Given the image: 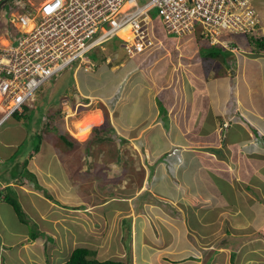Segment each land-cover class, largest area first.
I'll return each instance as SVG.
<instances>
[{
    "label": "crops",
    "instance_id": "1",
    "mask_svg": "<svg viewBox=\"0 0 264 264\" xmlns=\"http://www.w3.org/2000/svg\"><path fill=\"white\" fill-rule=\"evenodd\" d=\"M261 23L258 37L264 35V26ZM244 35L249 38L246 45L235 41L227 33L221 35V41L224 40L219 42L220 45L213 44L207 38L205 40L209 47L198 45V41H194V46H197L192 48L191 54L195 53L197 47L202 49L193 56L191 67L197 66L200 74L192 70L189 65L179 66L180 70L176 73L175 81H178L180 72L186 81L181 83L184 87L180 90L178 108L173 107L176 96L170 90L168 98L166 95L164 97L167 99L165 104L170 108V112H167L168 127L161 110L151 103L149 106L153 108L149 116L146 115L147 109L140 119L124 117L127 112L120 111L127 109L120 105H126L124 96L122 102L114 108L107 107L108 115L105 112L103 122H97L101 117L99 111L91 110L96 114L97 119L89 125L87 133L80 138V141H87L92 136V128L102 125L108 116L115 133L122 136L119 139H123L121 158L123 163L121 166L125 168L124 172L121 171L123 180L125 181L132 171L139 170L146 174V179L137 190L130 185L121 186V189L114 193L107 191L96 207L90 205L92 216L104 217L101 221L104 223L101 225L102 230L115 235H110L109 238L106 237L107 234L100 236L101 233L92 228L95 229L96 237H91L95 241L93 249L90 250L95 252L98 260L116 258L117 260H114L116 264H125L124 258L129 255V251L124 246V222L125 219H130L128 229L130 228L131 263L128 264H169L170 261L174 264H264V59L262 58L264 48L253 45L255 41H251L250 34ZM227 45L231 47H226ZM181 47V45H170V54L181 52ZM223 49H226L225 51L229 49L233 54L226 52V59L225 56L224 60L219 59ZM243 51H248L252 56L245 55ZM136 58L143 60L141 56ZM143 58L145 60L146 56ZM125 59L122 57L118 59L116 55L114 61L118 60V62H114L113 66H123L127 78H130V74L137 68L141 71V66L134 61V57L127 61ZM130 61L133 62L128 63ZM202 61L205 64L209 62L206 75ZM201 62L202 64L197 65ZM190 71L192 74L189 73ZM117 81L119 80H114L116 82L114 86L123 82ZM186 84L190 85L186 87ZM89 96H97L99 102L105 101V105L107 104L102 94L91 91ZM86 102L88 101H84ZM92 112H84L83 115ZM180 113L185 116L182 125H179L174 118ZM82 116L80 115L79 118ZM226 121L229 124L227 126H225ZM153 129H157L160 136L159 144L145 136ZM166 129L171 130L169 135ZM66 130L75 135L73 129L67 127ZM136 142L139 143L140 149L136 146ZM150 142L156 146H151ZM133 145L139 150V155ZM128 151L136 152L137 157L134 155L133 159L130 157L126 159L129 155L125 153ZM167 152L168 157L165 158ZM49 153L50 150L47 154ZM52 153L50 157L46 155L47 163L41 153L36 155V158L33 157L27 168L34 175V181L24 176L26 182H20V186L28 183L30 185L32 182L35 187L38 182L41 188L26 187L27 191H19L13 184L16 178H12L13 180L9 182L19 197L29 199L26 203L31 201L32 204L36 203L34 196L43 198L46 202L48 200L46 214L42 212L41 215L47 219L49 217L52 223L45 224L43 226L45 229L41 232L43 236L49 235L47 239L51 243L53 237L57 238V232L63 231L62 229L66 232L70 230V221L78 225V212L86 221L88 214L85 213L88 205L86 208H78L76 202L78 195L75 202H63V205L53 202L52 205L50 198L46 197L45 193H40L41 190L49 192L47 188L51 189V184L56 183L64 188V191L66 188L67 190L71 188V183L67 184L70 161L62 160L64 155L57 150ZM149 153H151L150 158ZM119 158L117 156V160ZM109 160L114 165V159ZM126 163H128L127 167H125ZM55 166L59 167L60 172ZM112 171H115L114 167ZM56 175H60V178H56ZM150 195L156 196V199H163L167 205L165 208L173 215L164 218L162 213L164 206L149 207L148 204L152 203L147 202L146 198ZM63 198L64 194L59 200L62 202ZM113 199L121 202L122 206L111 208ZM73 203L77 204L72 205ZM132 205L137 208L132 216H128L130 214L128 209ZM54 213L57 215H53ZM93 226H96L94 222H92ZM109 226L111 230H108ZM68 234H71L69 236L72 238V244L66 243L60 249L53 246L52 255L44 256V264H47V259L52 258L54 260L64 258L62 263L64 264L70 257L73 249L78 247V234L73 232ZM39 237L41 236L37 238ZM106 240L117 241L118 244L113 252L112 242ZM0 241H4L2 236ZM202 243H208V248ZM181 247L185 250L184 256L178 252ZM146 250L148 257L144 260L147 263H140L142 258L139 252ZM188 251L192 254L189 255ZM31 256L35 262V257Z\"/></svg>",
    "mask_w": 264,
    "mask_h": 264
},
{
    "label": "rangeland",
    "instance_id": "2",
    "mask_svg": "<svg viewBox=\"0 0 264 264\" xmlns=\"http://www.w3.org/2000/svg\"><path fill=\"white\" fill-rule=\"evenodd\" d=\"M32 1L38 2L39 0ZM137 1L143 4L148 0ZM253 3L260 14L262 20L261 25L264 26V0H254ZM10 14L11 0H8L3 2L2 6L0 7V40L2 39V36L3 38L6 36L7 31H11L13 33H16L17 31V26L13 25V23L9 20ZM151 26L152 33L155 38V44L150 48V50L146 51V53L144 52L141 55H136V57L141 56L143 60L134 56V61H137V63H139V65L141 66V71L139 70V68H137L136 71H134L135 73L132 72V74H130V78H127V72L125 71L123 66H113L114 62H118V60L114 61V59L116 58V53L114 52H117L115 49L116 47H114L110 52H104L98 47L94 48V50L91 51L87 56L89 58L88 65L90 66H88L87 64L78 65L77 61L72 63L64 70L53 76L46 83L41 85L37 89L34 97L29 99L23 105L24 109L22 113H25L24 119L19 120L14 114L9 117L3 124H1L0 189H2V187L6 185V183H3L4 181H2L4 179V176H6L8 180L11 179V172H13L14 169L18 167V165H23L26 159L32 157V155L36 158V155H38L39 153H41L40 155H42L43 159H45L46 155L50 157L53 154L52 151L57 150L60 152V154L64 155L62 156V160L70 161L71 163L69 164L70 174L67 181V184L68 182L71 183V188L69 190H67L66 188V191H64L65 189L60 187L58 183L53 185L51 184V189L47 188L52 195L50 196V202H52V205L59 203L63 205V202L72 203L75 202L74 200L78 195V200L76 201L78 203V208H86V206L88 205L87 210H85V213L88 214L86 215V221L80 216L78 212V225L70 221V230L66 232L64 229H62L63 231L57 232V238L53 237V243H51L47 239L49 235L43 236L44 234L35 240L30 239V235L32 232H39L42 229L44 230L45 228L43 226L45 224L52 223L49 217L47 219L41 215L42 212L46 214V206L47 203H49L48 200L46 202V200H44L43 198L34 196L33 198L36 203L32 204V201L26 203V201H28L29 199L19 197L17 194V199L21 205L23 212V215L21 216L22 220L17 216V213L9 202L0 201V235L4 239L3 242L0 241V264H44V256L47 254L52 255L51 252L54 251L53 246H56L57 249H60L64 247L66 243L70 245L72 244V238L71 236H69L71 234H68V232L78 234V246H84L89 249L92 248L95 241L91 239V237H96L95 229L96 231H99L101 233L100 236L107 234L106 237L109 238L110 235H114L113 233L111 234V232L106 233V231L102 230L103 227L101 225H103L104 223H102L101 221L104 219V217H98L97 211L96 214L98 218L92 216L90 205L93 204V206L96 207V204H98L101 200L100 198H104L107 191L114 193L121 189V186L129 187L130 185L134 187V190H137L138 186L143 184V181L146 179V174L139 172V170H136L134 172L132 171L130 175L126 177V180H123V173L121 172H124L125 169L121 166V164H123L121 160L123 154V141L122 139H119L122 136L116 133V136H112L111 138L105 139L103 141L98 140L95 144L89 141L88 143L84 142L83 145L75 143L73 144V146L67 145L64 140L60 138V134H71L76 139L81 140L70 131H67V127L73 129L74 132H76L77 130L74 123L76 124L80 115L82 116L84 112H92L91 110L99 111V115H101V117L99 118V120H97V122H103L105 112H107V107L110 106L109 101L112 95L115 94L116 91L118 92L120 90V95H117L118 103L122 102L121 99L123 96L126 99V105L120 104L121 106H125L127 108L120 110L121 112H127L125 115H123L124 117L140 119L145 114L147 109L148 112L146 113V115L149 116L151 114L150 110L153 108V106H155L156 108L161 110L166 122V127H168L169 115L167 112H170V108L165 104V102L167 101L166 98H168L169 96V90L176 96L173 107L177 106L176 108H178L181 96L180 90H182V87H184V85H181V83H183L184 80L186 81V78L182 77L181 72L178 75V81H175L176 73H178L180 70L179 66L189 65L191 67L192 61L194 60L193 56H195L196 53L199 52L200 49H202L201 47H197L195 53L192 55V48L197 46H194V41H198V45H204V47H209V45L207 40H205L206 38L200 33L201 27H199V30L197 31L198 33L193 34L192 36H178L167 33L159 17H156L154 19ZM229 36H231L235 41L237 40V42L242 45L248 44L249 38H247L244 34L230 33ZM119 40L120 39L118 37H113L112 39L108 40V42L103 43V47L101 46V49L107 51V45H120ZM170 45H181V52H171L170 54ZM253 45L259 44L255 41ZM226 47L231 46L227 45ZM117 50L118 59L119 57H122L123 59L126 58L125 61H127L128 59L132 58V56L130 55L123 56L125 55L124 48L118 47ZM225 50L226 49H223L220 52L221 54L219 55V59H222L224 56L226 59V52L230 55L233 54L229 52V49L228 51ZM243 52L245 53V55L249 53L248 51ZM103 55L104 57L106 56V59L107 56H109L111 62L108 60H105L107 63L101 61L103 59ZM143 56H146L145 60ZM248 56L252 55L248 54ZM262 58L264 59V56H262ZM182 61L184 62V64ZM131 62L133 61H130L128 63ZM202 62L197 63V65L202 64ZM209 62H206V64L203 62L202 65L204 67L205 75L208 74L207 68L209 67ZM191 69L194 70L197 74H200L199 68L197 66H192ZM252 69H254V67H252ZM189 73H191V71ZM117 79L119 80L117 82H123L115 84L114 86V83H116L114 82V80ZM172 82H174V84H172ZM188 85L190 84H186V87ZM88 90L97 92L98 94H102L107 100V106L105 105V101L99 102L97 96H89L90 92ZM147 95H149V97ZM165 95L166 98H164ZM84 101L88 102L84 103ZM150 103L153 106H149ZM25 106L27 107L25 108ZM176 108H173V110ZM174 118L177 122H179V125H182L185 116L180 113L179 116ZM50 123L56 128L47 127ZM226 124H228V121L225 122V126ZM92 129L90 128L91 131ZM43 130H45L44 132L46 133L44 135V139L42 140V138L40 139L37 134L43 132ZM165 131L168 135L171 132V130L167 129ZM145 136L149 137V139L153 142L157 141V144H159L160 142V136L157 133V129H153L152 131L147 133V135L145 134ZM39 139L41 140L40 150L38 153H35L34 146ZM150 144L153 147L156 146V144L152 142H150ZM136 146L138 147L139 143H137ZM136 146L133 145L135 149H137ZM138 148L140 149V147ZM48 150H50L49 154H47ZM169 150H171V148ZM138 151L139 150L137 149V153L139 155ZM117 153H120V158L118 160ZM125 154L129 155L126 156V159H129V157L133 159L134 155L137 157L136 152L134 151H128ZM148 157H151V153L148 154ZM32 158H30L29 161H32ZM109 159H114V165H112V162ZM45 162L47 163L46 159ZM127 165L128 163H126L125 167H127ZM113 167L115 171H112ZM55 168L60 172L58 166H55ZM55 177L60 178V175H56ZM13 184L14 187H16L19 191H27L26 187H35L34 185H32V182L30 183V185H28V183L27 185L25 184L24 186H20V182L14 180ZM45 191L46 190H41L40 193L49 194V192ZM63 194L64 201L61 202V200L59 199L62 198ZM156 198L157 197L153 195L147 197V202L152 203L148 204V206L151 207L152 205H158L161 208L164 206V209H162L164 218L167 216L171 217L173 214L165 208L167 206L165 201L163 199ZM53 202L55 203L53 204ZM77 203H73L72 205ZM111 203H113L111 208L122 206L121 202L114 201V199ZM120 203L121 205H118ZM136 208L137 207L135 205L130 206L128 209L130 214H128V216H132L133 213H135ZM78 211L82 210L78 209ZM99 212L101 213V211ZM53 215H57V213H54ZM92 222H94L96 226L92 227ZM86 223H89L91 225H88ZM128 223L130 224V219H125L123 240L126 250L128 248L129 251V255L124 258L125 264H128V262L131 263L129 235L130 228L128 229ZM110 227L111 226L108 227V230L110 229ZM25 234L27 235L26 238ZM149 236L153 237L152 235ZM107 242H112L111 247H113V249L111 251L113 252L115 250L114 247H116V245L118 244L116 243L117 241L108 240ZM107 245L109 246L108 243ZM202 245L205 246V248H208L209 246L208 243H202ZM184 246L185 245H183V247ZM183 247H181L178 251L181 256H184L185 252V250H183ZM43 248L46 250L44 251ZM147 252V250L139 252L140 257L142 258L140 263H147V261L144 260L148 257ZM55 254H57V251ZM188 254L191 255V251H188ZM31 255L35 257V262L33 261L34 259ZM98 256L99 251L97 249V257ZM171 258L172 256L170 257V259ZM174 258L175 257H173V259ZM49 260L52 262V264H62L64 258H56L55 260L54 258H52ZM113 260L117 259L113 258ZM169 264H174V262L172 263L170 261Z\"/></svg>",
    "mask_w": 264,
    "mask_h": 264
},
{
    "label": "built area",
    "instance_id": "3",
    "mask_svg": "<svg viewBox=\"0 0 264 264\" xmlns=\"http://www.w3.org/2000/svg\"><path fill=\"white\" fill-rule=\"evenodd\" d=\"M254 0H15L9 20L16 33L0 40V126L34 97L37 89L74 62H89L88 54L122 29L124 49L134 56L155 44L152 13L168 33L197 34L219 43L222 34L257 37L261 18ZM7 38V39H5ZM103 47V46H102ZM110 57L107 60L110 61ZM90 66V65H88ZM1 160V159H0Z\"/></svg>",
    "mask_w": 264,
    "mask_h": 264
},
{
    "label": "trees",
    "instance_id": "4",
    "mask_svg": "<svg viewBox=\"0 0 264 264\" xmlns=\"http://www.w3.org/2000/svg\"><path fill=\"white\" fill-rule=\"evenodd\" d=\"M154 16H155V18L157 17V13L156 12H154ZM251 41L258 42L259 46L261 48H264V35L263 36H260V37H258V36L257 37H253L252 36L251 37ZM117 46L118 45H107V51L101 49V47H98V48L100 50L104 51V52H108V51L110 52V51H112V49L114 47H117ZM125 55L127 56V54H125ZM125 55H123V56H125ZM102 57H103V59L101 61L106 62L105 61V60H107L106 59V56L104 57V55H103ZM110 66H111V64H110ZM120 91L115 92V94H113L115 96L112 95V97H111V99L109 101V104H110L109 108H114L115 106H117V104H118V96L120 95ZM89 92H91V91H89ZM106 95H108V94H106ZM105 100H106V98H105ZM58 104H60V103H58ZM26 107L27 106H25V108ZM105 110H106V108H105ZM14 114H15L16 118H18L19 120L25 118L24 117L25 116L24 115L25 113L15 112ZM106 114H107V112H106ZM51 123L47 127H51V128L55 127ZM47 127H46V130H47ZM44 131L45 130H43V132L37 134V136H39L40 139L42 138V140L44 139V135L46 133ZM47 133H49V132H47ZM112 136H115V128L111 124L108 116H106V119H105V121H104V123L102 125L94 126L92 136L87 141H85V142L88 143L89 141H91V143L95 144L98 140H100V141L102 140L103 141L105 139L111 138ZM60 138L62 140H64V142L67 145H69V146H73V144H75V143H78V144H81V145L84 144V141L77 140L71 134L70 135H66L64 133H61L60 134ZM40 139L38 140V142L34 146L35 153H37L40 150V144H41V140ZM32 157H33V155H32ZM32 157H30V158H32ZM167 157H168V152L165 153V158H167ZM30 158L26 159L24 161V164L23 165H21V166L18 165V167L15 168L13 172H11V174H10L11 179L8 180L6 178V176H4V179L2 181L6 182L7 184L5 186H3L2 189H0V199L3 200V201L9 202L13 206L15 212L17 213L18 217H20V219H21V216L23 215L22 208H21V205H20V203H19V201L17 199V192H16V190L14 189V187L12 185L9 184V182H11L12 178H16L18 176H20L21 178L20 179L19 178H16L17 182H22V183L23 182H26V181L23 180V177L24 176L25 177H29V179L31 181H34V179H35V177H33L34 175L32 173H30V171L28 170V168H26L27 165H28V162H29V159ZM36 187H38V188L40 187L39 184H38V182L36 184ZM45 196L50 198L51 195L50 194H46ZM42 233L43 232H41V231H39V232H32L31 235H30V239L31 240H35L38 236H42ZM47 264H52L49 259H47ZM64 264H116V261H114V260L100 261V260H98L95 257V252L94 251H92L89 248L84 247V246H78V247H76L72 251L70 257L65 261Z\"/></svg>",
    "mask_w": 264,
    "mask_h": 264
},
{
    "label": "bare ground",
    "instance_id": "5",
    "mask_svg": "<svg viewBox=\"0 0 264 264\" xmlns=\"http://www.w3.org/2000/svg\"><path fill=\"white\" fill-rule=\"evenodd\" d=\"M118 33L120 37H124L125 39H131V34L128 29H122ZM96 117V114L92 112L90 114H85L81 118H79L76 124L74 123L75 128L77 130L76 132H74L75 135L78 138H82L87 133L89 125L97 119ZM227 125L228 124H226V126Z\"/></svg>",
    "mask_w": 264,
    "mask_h": 264
},
{
    "label": "clouds",
    "instance_id": "6",
    "mask_svg": "<svg viewBox=\"0 0 264 264\" xmlns=\"http://www.w3.org/2000/svg\"><path fill=\"white\" fill-rule=\"evenodd\" d=\"M0 1H2V0H0ZM6 1H8V0H6ZM23 2L25 1L26 2V0H22ZM27 1H29L30 3H33V4H38L41 0H39L38 2H33L32 0H27ZM11 3H12V7H11V12H16L18 9H20L18 6H16L15 5V0H11ZM2 6V5H1ZM11 15V14H10ZM152 18H153V21H154V19H155V16H154V12L152 13ZM157 17H159L158 15H157ZM159 19H160V17H159ZM161 20V19H160ZM153 21H152V23H153ZM161 23H162V21H161ZM163 24V23H162ZM13 25H15L14 23H13ZM163 27H164V29H165V26L163 25ZM165 31L167 32V30L165 29ZM168 33V32H167ZM169 34H171V33H169ZM173 35H175V34H173ZM114 37H118L120 40H119V44L120 45H118L115 49H116V51L118 52V47H122V48H124V45H123V39H122V37H120V36H118V35H116V36H114ZM2 38H3V36H2ZM113 38V37H112ZM112 38H110V39H112ZM109 39V40H110ZM157 39V38H156ZM108 41V40H107ZM106 41V42H107ZM105 42V43H106ZM214 44V43H213ZM215 44H219V43H215ZM101 47V46H100ZM150 50V49H149ZM124 51H125V49H124ZM148 51V50H147ZM117 52H114V53H116V55H117ZM145 53H146V51H144ZM144 52H141V53H138V54H142V53H144ZM125 54H127V52L125 51ZM138 54H136V55H138ZM136 55H134V56H136ZM127 56H129L128 54H127ZM134 56H132V57H134ZM111 62V61H110ZM116 136V135H115Z\"/></svg>",
    "mask_w": 264,
    "mask_h": 264
},
{
    "label": "water",
    "instance_id": "7",
    "mask_svg": "<svg viewBox=\"0 0 264 264\" xmlns=\"http://www.w3.org/2000/svg\"><path fill=\"white\" fill-rule=\"evenodd\" d=\"M6 0H2V1H0V7H1V5L3 4V2H5Z\"/></svg>",
    "mask_w": 264,
    "mask_h": 264
}]
</instances>
